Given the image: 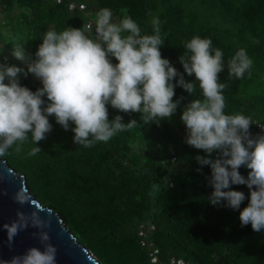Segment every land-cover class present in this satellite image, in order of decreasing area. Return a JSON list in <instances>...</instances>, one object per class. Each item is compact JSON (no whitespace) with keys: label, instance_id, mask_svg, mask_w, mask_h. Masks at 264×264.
<instances>
[{"label":"trees","instance_id":"16d2710c","mask_svg":"<svg viewBox=\"0 0 264 264\" xmlns=\"http://www.w3.org/2000/svg\"><path fill=\"white\" fill-rule=\"evenodd\" d=\"M76 1L86 4L87 15L93 19L102 8L110 9L119 22L125 15L131 17L142 35L154 34L152 20L158 18L162 57L186 81L194 82L196 91L190 95L177 85L173 97L180 101L177 111L159 124H144L140 113L120 112L109 104V120L120 115L123 123L134 119L137 124L108 142L87 148L74 143V133L50 116L52 131L37 144L40 153L27 154L36 146L29 140L23 152L10 149L1 158L26 177L41 203L62 214L77 239L103 264H152L139 242L141 223L156 226L151 240L160 250L162 264L172 258L188 264H264V230L256 232L251 224L241 226L239 219L250 201V189L231 185V190L246 197L239 210L227 207L226 201L215 206L209 203L214 191L209 183L211 168L195 159L207 153L189 146L180 135L185 127L181 120L184 108L192 99H202V92L179 59L187 51L185 43L194 36L211 39L212 49L224 53L219 77L227 85L223 90L225 114H243L264 125V0ZM86 20L80 11L69 12L66 5L46 0H0V63L9 57V66L27 71L48 30L82 28ZM86 35L95 38V31ZM17 45L23 60L12 55ZM240 48L253 61L251 74L230 78L228 61ZM19 79L32 91L43 86L34 82L31 73L27 77L20 73ZM174 156L178 161H171ZM239 171L247 178L249 169L242 166ZM169 180L174 187H169Z\"/></svg>","mask_w":264,"mask_h":264},{"label":"clouds","instance_id":"9594fccd","mask_svg":"<svg viewBox=\"0 0 264 264\" xmlns=\"http://www.w3.org/2000/svg\"><path fill=\"white\" fill-rule=\"evenodd\" d=\"M121 11L126 13L127 9ZM94 25L95 38L86 35L92 29L91 24L59 32L48 30L27 71L0 63V157L9 154L10 149L16 154L23 152L29 140L36 146L27 154L40 153L42 149L37 144L52 131L50 116L74 133V143L87 148L96 142H108L117 133L136 126V120L123 123L120 115L109 120V104L120 112L140 113L144 124H159L164 118L170 120L177 111L180 101L173 100L177 85L190 95L196 91V84L186 81L162 57L158 18L152 20V35H142L138 24L127 15L114 23L108 8L95 14ZM185 48L187 51L179 59L187 75H194L202 99H192L184 108L181 120L187 129L185 142L207 153V157L198 155L195 159L201 166L211 168L209 183L214 191L208 201L214 206L226 201L227 207L239 210L246 197L241 191L231 190V185H247L250 201L240 211L241 226L251 224L254 231L261 232L264 230V134L252 137L251 117L225 114L223 90L227 85L219 77L224 70V53L219 48L213 50L211 39L200 36L186 42ZM12 55L24 59L19 45ZM112 57L118 63L114 64ZM252 65L246 50L240 48L228 61V75L242 79L246 72L251 74ZM22 72L25 77L33 74L43 86L36 91L22 86L19 79ZM177 76L179 79L174 84L172 81ZM242 166L249 169L247 178L239 171ZM12 199L22 206L29 204L34 210L30 214L17 210V219L3 225L9 247L19 232L31 225L40 230L33 236L38 237L43 250L32 247L0 264H56L57 248L44 231L51 221L40 216L44 210L37 207L23 182Z\"/></svg>","mask_w":264,"mask_h":264},{"label":"water","instance_id":"95a60500","mask_svg":"<svg viewBox=\"0 0 264 264\" xmlns=\"http://www.w3.org/2000/svg\"><path fill=\"white\" fill-rule=\"evenodd\" d=\"M23 182L29 189L37 207L44 211L40 216L50 220L51 226L44 229L50 236V243L57 248L56 264H103L83 243H81L59 212L50 206L44 205L30 190L26 177L9 165L6 159L0 157V261H9L13 256L23 255L29 248L37 247L43 250L38 237L33 236L39 229L29 227L14 238L9 247L7 231L4 224H11L17 219V210L30 214L34 209L29 205H20L12 199ZM5 193H7L5 195Z\"/></svg>","mask_w":264,"mask_h":264},{"label":"built area","instance_id":"2783aa9c","mask_svg":"<svg viewBox=\"0 0 264 264\" xmlns=\"http://www.w3.org/2000/svg\"><path fill=\"white\" fill-rule=\"evenodd\" d=\"M48 2H51L53 4L56 5H66L67 9L69 12H75V11H80L81 13L85 14L87 16V20L85 22V26L91 24L92 25V29H95V25H94V19L89 17L87 14V6L85 3L83 2H77L76 0H46ZM112 21L114 23H119V19L117 16L112 15ZM90 30V31H91ZM4 63L5 64H10V58L9 57H5L4 58ZM264 126L263 124L254 121V127L250 130L252 137L254 138L259 132L264 131ZM181 136H187V129L186 126L184 127V129L182 130V132L180 133ZM172 162H176L178 161V158L176 156L171 158ZM169 187H174V183L169 180ZM156 231V226L153 223H141L139 228H138V236L140 238L139 242L141 247H143L144 249H146L148 257L150 259V262L152 264H162L160 262L159 259V253L160 250L159 248L156 247L155 243L151 240V235ZM169 264H188L183 260H179V259H175L172 258L169 261Z\"/></svg>","mask_w":264,"mask_h":264},{"label":"rangeland","instance_id":"374dc122","mask_svg":"<svg viewBox=\"0 0 264 264\" xmlns=\"http://www.w3.org/2000/svg\"><path fill=\"white\" fill-rule=\"evenodd\" d=\"M33 80H34V82H35L36 84H38L39 86L42 85V82H41L38 78H36L34 75H33Z\"/></svg>","mask_w":264,"mask_h":264}]
</instances>
